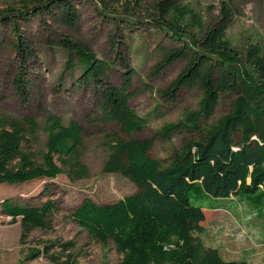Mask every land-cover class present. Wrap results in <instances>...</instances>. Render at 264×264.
<instances>
[{
  "label": "trees",
  "instance_id": "16d2710c",
  "mask_svg": "<svg viewBox=\"0 0 264 264\" xmlns=\"http://www.w3.org/2000/svg\"><path fill=\"white\" fill-rule=\"evenodd\" d=\"M94 1L104 8L101 14L112 18L120 29L137 28L148 19L173 39L182 41L180 48L166 50L155 71L185 60V68L163 92L175 96L182 89L198 88L202 99L197 111L186 113L184 119L165 123L155 138L125 139L109 134L111 143L103 171L127 176L138 190L111 204L85 198L72 214L74 221L92 239L103 244L113 242L122 255L119 264H248L226 260L218 249L205 246L201 234L206 214L203 206L195 205L194 200L245 194L252 203L264 201L263 49L253 45L241 56L233 48L226 36L231 16L227 5L220 22L198 38L188 37L181 27L190 11L171 0H158L153 13L139 18L138 13L142 12L139 0ZM54 13L69 28L75 27L79 20L75 0H22L19 8L11 7L0 13V23L9 24L14 33L12 44L18 71L13 86L25 103L31 97L30 61L36 52L29 45L21 22ZM194 20L198 22L197 15ZM58 45L67 53L66 70L80 67L79 85L95 88L101 121L116 122L128 135L147 125V119L129 104L127 89L133 72L125 76L124 86L118 87L108 80L112 65L86 45L72 37L63 38ZM226 92L236 95L232 111L205 125ZM40 128L34 118L0 115V184L54 180L60 174H66L71 180L89 176L90 171L81 160L84 128L78 121L64 124L57 115L47 117L43 126L47 132V151L42 164L24 150V145ZM185 131L192 138L175 154L170 165L165 166L150 155L156 139L171 140L175 134ZM44 189L38 203L13 196L1 201L3 212L13 222L21 219L23 237L51 225L58 203L46 199L50 184ZM51 246L60 247L62 253L70 248L69 244L60 242ZM46 249L49 255L50 250ZM40 254V250H34L31 257ZM50 258L54 263L61 260L57 254Z\"/></svg>",
  "mask_w": 264,
  "mask_h": 264
},
{
  "label": "rangeland",
  "instance_id": "374dc122",
  "mask_svg": "<svg viewBox=\"0 0 264 264\" xmlns=\"http://www.w3.org/2000/svg\"><path fill=\"white\" fill-rule=\"evenodd\" d=\"M21 1L0 0V13L11 7L19 8ZM139 1L142 12L138 13V18L153 13V6L158 0ZM171 1L190 11L181 26L188 37L201 38L224 17L223 10L227 5L231 16L226 36L233 48L241 56H245L247 48L253 45L264 51V0ZM75 3L79 20L73 28L62 23L55 13L21 22L27 41L36 52L30 61L31 97L27 103L17 96L13 86V78L18 71L12 44L13 30L9 24L0 23V115L34 118L40 124L36 135L24 145V150L31 153L33 160L39 164L43 163V155L47 151V132L43 129L47 117L57 115L64 124L78 121L84 128L81 160L90 171L88 177L77 180L60 174L54 180L0 184V264H119L122 255L117 252L116 245L92 239L72 217L85 198L99 204H111L138 190V186L127 176L103 171L111 143L108 135L115 133L125 139L155 138L165 123L184 119L186 113L200 108L202 92L198 88L182 89L175 96L163 92L185 68V60L176 61L160 72L155 71L166 50L180 48L182 41L173 39L148 19L137 28L120 29L112 18L101 14L104 8L94 0H75ZM120 10H123L121 6ZM195 15L198 22L194 20ZM67 37L86 45L97 57L110 63L112 68L108 71V80L118 87H123L125 76L133 72L127 92L130 106L148 121L141 131L128 135L116 122L100 120L95 88L79 85L80 67L73 71L65 68L67 53L58 42ZM235 99L236 95L223 93L214 116L205 125L229 114ZM191 138L192 135L186 131L175 134L171 140L158 138L150 155L168 166ZM48 184L50 190L46 192V199L51 198L58 203L51 225L47 229L37 228L23 237L21 219L13 222L3 212L1 201L13 196L18 200L38 203ZM246 197L239 194L238 200L211 196L194 200L195 205L206 208L209 216L212 212L219 214L218 218L204 223L205 232L201 238L206 247L218 249L226 260L264 264V201L252 203ZM58 242L69 244L70 248L62 253L60 247L51 246ZM46 247L50 250L49 255L45 253ZM34 250H40L42 254L31 257ZM52 254L61 256L59 263L51 260Z\"/></svg>",
  "mask_w": 264,
  "mask_h": 264
},
{
  "label": "crops",
  "instance_id": "0c3cea01",
  "mask_svg": "<svg viewBox=\"0 0 264 264\" xmlns=\"http://www.w3.org/2000/svg\"><path fill=\"white\" fill-rule=\"evenodd\" d=\"M229 198H231V199H233V200H238V195H233V196H231V197H229ZM246 199H247V201H248V198L246 197ZM203 209H204V212H205V214H206V219H205V221L202 223V225H203V227H205V225H204V223H206L207 221H208V219H216V218H218L219 217V214H214L213 212H212V214H210V216H209V212L206 210V208L205 207H203ZM253 224H255V223H252V225ZM205 232V229H204V231H203V233ZM203 233L201 234V236L203 235ZM263 242H264V239H263ZM221 254V253H220ZM222 255V254H221ZM222 257H223V255H222ZM224 258V257H223ZM225 259V258H224Z\"/></svg>",
  "mask_w": 264,
  "mask_h": 264
}]
</instances>
